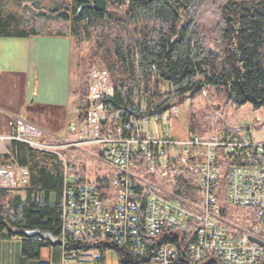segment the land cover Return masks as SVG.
Returning a JSON list of instances; mask_svg holds the SVG:
<instances>
[{"label": "trees", "instance_id": "1", "mask_svg": "<svg viewBox=\"0 0 264 264\" xmlns=\"http://www.w3.org/2000/svg\"><path fill=\"white\" fill-rule=\"evenodd\" d=\"M93 1L0 0V38L69 37L78 44L89 43L86 72L79 76L81 121L88 108L89 70L97 59L105 64L114 87L106 105L110 116L118 115L115 124L162 116L189 99L194 108V98L206 90L236 109L249 105L264 113V0H106L103 12L90 7ZM192 110L188 133L205 136L211 130V114ZM216 128L241 138L222 123ZM7 151L0 155V166L11 165L14 159L29 170V180L21 190H0V240L21 238L26 257L38 260L40 244L31 245L33 238L20 231L49 232L59 240L66 174L97 184L105 207L118 203L114 172L98 163L103 173L88 175L90 159L82 150H62V159L11 142ZM91 153L103 156L98 147ZM246 158L220 153L218 205L230 231L233 227L253 231L257 226V210L233 208L226 197L231 167L246 164ZM174 162L169 160L165 169L145 176L161 189L201 205L197 162L193 160L189 167ZM140 225V247L118 244L108 235H83L68 250L101 254L113 250L120 264H152L158 249L168 244L177 250L176 264H223L215 257L192 262L188 248L196 239L195 221L183 229H165L155 238L147 237ZM50 245L53 262L62 264L60 242Z\"/></svg>", "mask_w": 264, "mask_h": 264}, {"label": "built area", "instance_id": "2", "mask_svg": "<svg viewBox=\"0 0 264 264\" xmlns=\"http://www.w3.org/2000/svg\"><path fill=\"white\" fill-rule=\"evenodd\" d=\"M113 95L110 73L105 65L98 64L89 75L85 119L79 125H70L67 130L74 139H55L52 143L54 139L48 138L44 130L23 118H15L12 131L0 135L2 154L8 153L7 146L11 142H22L63 159L60 149L81 150L80 146L89 144L103 151V156L92 157L114 172L112 184L119 189L120 197L113 208L105 207L97 184L66 174L62 231L58 240L63 249L62 264H77L90 253L68 250L69 244L83 235H108L118 244L140 247L141 223L145 235L155 238L165 229H183L191 221L198 224L195 242L188 248L192 262L200 263L215 257L223 264H264V141H245L242 136L245 130L252 135L253 126H230L226 115L214 110L211 130L205 136L189 134L186 139L177 140L169 129L162 127L161 116L115 124L118 115L110 116L106 105ZM218 123L240 133L241 138L218 131ZM221 152L226 156L247 157L246 164L231 167L226 197L233 208L257 210V226L253 231L237 227L230 231L229 223L221 215L218 205ZM169 160L183 167H189L193 160L197 162V184L203 197L201 205L166 188L161 189L145 176L155 174L158 168L165 169ZM28 180L29 170L14 159L11 165L0 166V190H21ZM176 263L177 250L167 244L158 249L152 264Z\"/></svg>", "mask_w": 264, "mask_h": 264}, {"label": "crops", "instance_id": "3", "mask_svg": "<svg viewBox=\"0 0 264 264\" xmlns=\"http://www.w3.org/2000/svg\"><path fill=\"white\" fill-rule=\"evenodd\" d=\"M73 47L69 37L0 38V135L12 131L15 118H23L44 130L52 143L75 138L67 132L70 125L81 123L80 73ZM0 243V264H55L48 241L33 238L31 245L40 244L38 260L24 255L21 238ZM77 264L120 261L113 250H91Z\"/></svg>", "mask_w": 264, "mask_h": 264}, {"label": "rangeland", "instance_id": "4", "mask_svg": "<svg viewBox=\"0 0 264 264\" xmlns=\"http://www.w3.org/2000/svg\"><path fill=\"white\" fill-rule=\"evenodd\" d=\"M88 53V42H83L81 44L74 42V65L78 67V72L81 74L86 72V62L88 61ZM98 64L105 65L100 59H97L91 65L90 68L92 69ZM91 69L89 71H91ZM193 107L194 108H192V102L190 101V99L183 104H175L174 108H172L170 112L165 113L161 116L162 127L165 130L169 129L173 138L177 140H184L189 135L188 127L192 116V109H194L199 115L208 113L211 114L214 110H218L224 115H226L227 121L230 126H234L236 124H241L243 126H253L254 130L252 135H250L249 132L246 130L242 133L243 139L245 141H264L263 111H253V109L249 105L242 106L236 109L235 105L225 103L223 101V97L215 95L212 90H206V95H196L193 101ZM80 148L82 151L86 152L88 159H90V163L88 162L87 164V169L89 171L88 175L93 176L99 173L102 174L104 168H100L97 166V164L101 162L92 157V145L84 144L83 146H80ZM65 149L68 148L60 149L61 151L59 152L62 153V150Z\"/></svg>", "mask_w": 264, "mask_h": 264}, {"label": "water", "instance_id": "5", "mask_svg": "<svg viewBox=\"0 0 264 264\" xmlns=\"http://www.w3.org/2000/svg\"><path fill=\"white\" fill-rule=\"evenodd\" d=\"M91 8L95 9L96 11L103 12L105 11L107 7V1L106 0H94L92 4L90 5ZM22 235H25L28 238H40L43 241H48L52 244L58 243V237L53 236L49 232H43V231H20L19 232ZM257 241L259 244L263 245L262 242Z\"/></svg>", "mask_w": 264, "mask_h": 264}]
</instances>
